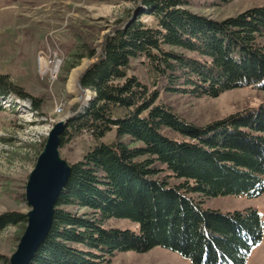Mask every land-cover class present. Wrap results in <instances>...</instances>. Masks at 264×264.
Segmentation results:
<instances>
[{"label": "trees", "instance_id": "1", "mask_svg": "<svg viewBox=\"0 0 264 264\" xmlns=\"http://www.w3.org/2000/svg\"><path fill=\"white\" fill-rule=\"evenodd\" d=\"M140 3L143 8L107 27L110 32L97 47L85 42L73 56L72 68L84 58L94 60L79 85L95 95L69 120L61 147L65 136L85 132L96 145L71 165L50 234L31 264H104L116 253L155 247L194 264H246L263 240L264 221L257 210H205L186 194L264 193V103L200 127L168 107L161 92L217 98L244 86L264 90V47L259 43L264 7L217 20L191 12L184 0ZM139 59L155 75L149 83L134 73L133 61ZM11 96L30 99L34 111L40 109V100L9 75H0V102ZM167 130L180 139L166 135ZM112 131L116 139L101 142ZM138 142L143 146H130ZM162 173L167 174L163 179ZM171 177L184 182L171 184ZM111 218L130 219L140 232L104 227ZM21 222H27L26 213L1 214L0 232ZM0 264H10L9 257L0 254Z\"/></svg>", "mask_w": 264, "mask_h": 264}, {"label": "rangeland", "instance_id": "2", "mask_svg": "<svg viewBox=\"0 0 264 264\" xmlns=\"http://www.w3.org/2000/svg\"><path fill=\"white\" fill-rule=\"evenodd\" d=\"M185 8L195 14L217 20L235 17L246 10L264 7V0H184ZM142 7L140 0L133 2H96L95 0H0V75H9L13 82L32 97L40 100V109L34 112L30 99L19 100L13 96L0 102V215L8 212L28 213L26 187L37 159L42 153L48 134L53 127L66 118L69 120L83 112L89 100L94 97L91 90H82L79 85L81 75L94 62L84 58L72 68L73 56L79 53L83 43L97 47L108 26ZM143 8V7H142ZM153 25L151 17H142ZM107 27L109 29H107ZM112 28V27H111ZM59 36L63 59H58L55 69V82L41 73L42 51L52 47L50 35ZM264 47V37L259 40ZM145 62V63H144ZM134 73L145 83L154 79L151 69L144 59L133 61ZM85 67L78 78L76 91L71 92L69 81L73 72ZM166 82H163V88ZM161 100L184 121L196 126H206L246 109H259L264 103V90L244 86L228 90L217 98L204 96L196 98L191 94L161 92ZM4 102V103H3ZM12 102V103H10ZM6 103V104H5ZM62 105V109L57 107ZM66 124V125H67ZM68 128V125H67ZM69 130V129H68ZM69 132V131H68ZM173 139L179 134L166 131ZM92 134L85 132L77 137L65 136L60 154L70 165L81 161L88 150L96 145ZM116 132H110L101 142L111 143ZM130 143V138L125 137ZM142 147L143 144L131 143ZM167 176L161 175L162 179ZM264 181V176L262 177ZM171 184H181L183 179H168ZM205 210H218L224 214L255 209L264 221V193L255 197L248 195H226L203 197L187 193ZM79 214L87 210L68 208ZM27 222L7 227L0 232V254L11 257L17 251ZM106 228L140 232L138 223L130 219L111 218L104 222ZM246 264H264V236L254 247ZM104 264H194L183 255L163 247H155L148 252H120ZM196 264V263H195Z\"/></svg>", "mask_w": 264, "mask_h": 264}, {"label": "water", "instance_id": "3", "mask_svg": "<svg viewBox=\"0 0 264 264\" xmlns=\"http://www.w3.org/2000/svg\"><path fill=\"white\" fill-rule=\"evenodd\" d=\"M57 123L48 134L44 149L37 159L26 187L30 207L27 227L10 264H31L45 243L54 224L56 205L70 179L72 166L61 157L62 136L67 121Z\"/></svg>", "mask_w": 264, "mask_h": 264}, {"label": "built area", "instance_id": "4", "mask_svg": "<svg viewBox=\"0 0 264 264\" xmlns=\"http://www.w3.org/2000/svg\"><path fill=\"white\" fill-rule=\"evenodd\" d=\"M52 39V47L49 46L47 52L42 51V68L41 73L44 77H48L49 82H55V69L57 66L58 59H63L62 50L59 46L60 37L50 35ZM62 109V105L57 107V110Z\"/></svg>", "mask_w": 264, "mask_h": 264}, {"label": "bare ground", "instance_id": "5", "mask_svg": "<svg viewBox=\"0 0 264 264\" xmlns=\"http://www.w3.org/2000/svg\"><path fill=\"white\" fill-rule=\"evenodd\" d=\"M84 69H85V67H82V68H79L78 70L75 69V71L73 72L71 80L69 81L70 82L69 83V89H70L71 92H75L76 91V84H77L78 78H79V76L81 75V73L83 72ZM11 100L13 101V99H11ZM4 102L9 103L7 100H4ZM10 103H12V102H10Z\"/></svg>", "mask_w": 264, "mask_h": 264}]
</instances>
